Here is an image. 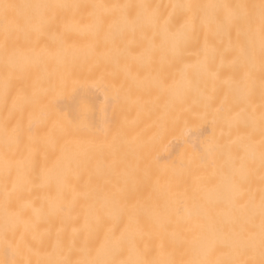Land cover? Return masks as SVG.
<instances>
[{
    "label": "bare ground",
    "instance_id": "6f19581e",
    "mask_svg": "<svg viewBox=\"0 0 264 264\" xmlns=\"http://www.w3.org/2000/svg\"><path fill=\"white\" fill-rule=\"evenodd\" d=\"M41 2L160 7L154 20L59 8L42 34L16 33L23 50L7 98L0 51V260L85 258L105 232H124L115 198L140 216L136 238L147 259L258 261V248L243 251L247 206L259 204L262 187L258 45L255 59L243 60V37L227 21L200 11L185 28L192 12L172 5L259 0ZM108 12L110 26L98 23ZM241 161L246 173L236 171ZM6 202L19 218L6 215Z\"/></svg>",
    "mask_w": 264,
    "mask_h": 264
},
{
    "label": "snow or ice",
    "instance_id": "6c2138e0",
    "mask_svg": "<svg viewBox=\"0 0 264 264\" xmlns=\"http://www.w3.org/2000/svg\"><path fill=\"white\" fill-rule=\"evenodd\" d=\"M104 8L122 9L123 15L128 20H134L142 14H147L150 20L156 18V9L159 5L148 3L139 5H61L41 2H24V3H9L8 0H0V51L3 52L5 61L3 70L5 76L3 78V89L5 97H9L12 93L11 74L15 71L17 65L13 63V58L22 53L23 46L18 39L14 38L16 33L22 31H34L42 34L46 28L55 20L56 10L59 8ZM173 8H179L183 11H191L190 20L186 21L183 27L189 28L194 24L196 14L200 11L208 12L211 10L214 13V19L218 24L228 22L230 30H235L237 37H243L239 47L236 49V54L239 58L252 61L257 54V45L259 48V58L264 68V0H259L258 3H235V4H173ZM112 21L111 13L108 12L104 17L98 20V23H109ZM164 32L172 33L173 25L166 24ZM244 65H242L243 67ZM250 73H244V79H250ZM262 94H264V80L261 83ZM23 99V96L18 97ZM261 141L259 144L260 166H261V191L259 204L256 205L254 198L249 200L248 204V222L243 234V251L246 253H255L259 250L260 259L236 260V259H217L209 261L206 259H193L187 261L186 264H264V105L260 115ZM5 136H9V125L4 126ZM17 129H11V135L14 142L18 141L16 135ZM254 145L248 144L244 146L247 151L253 148ZM7 163V160L5 161ZM240 173H246L245 164L241 161L239 169ZM113 203L116 204V212L118 218H122L125 223L124 232L121 237L115 238V230L110 229L105 232L102 238H99L96 245L87 249L85 258L70 260L67 258H52L43 262V264H175L170 260L147 259L145 253L140 249L137 235L143 231V224L139 215L132 212L125 213L124 209L120 208L113 198ZM106 206L102 205V207ZM5 212L20 217L21 212L13 208L6 202ZM7 235V232L6 234ZM0 264H16L15 261L0 260ZM39 264V262H38Z\"/></svg>",
    "mask_w": 264,
    "mask_h": 264
}]
</instances>
